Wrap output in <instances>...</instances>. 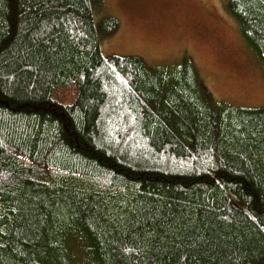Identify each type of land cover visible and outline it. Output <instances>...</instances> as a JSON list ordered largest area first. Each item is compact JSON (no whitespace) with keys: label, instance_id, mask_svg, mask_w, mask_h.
I'll return each mask as SVG.
<instances>
[{"label":"trees","instance_id":"trees-1","mask_svg":"<svg viewBox=\"0 0 264 264\" xmlns=\"http://www.w3.org/2000/svg\"><path fill=\"white\" fill-rule=\"evenodd\" d=\"M100 1L0 0V264L261 263L264 107L105 57ZM227 10L264 68V0Z\"/></svg>","mask_w":264,"mask_h":264},{"label":"rangeland","instance_id":"rangeland-1","mask_svg":"<svg viewBox=\"0 0 264 264\" xmlns=\"http://www.w3.org/2000/svg\"><path fill=\"white\" fill-rule=\"evenodd\" d=\"M228 2L101 0L93 5L97 26L105 17L119 22L113 34L99 35L102 53L140 57L156 67L180 64L189 56L217 102L264 107V68L245 44Z\"/></svg>","mask_w":264,"mask_h":264}]
</instances>
